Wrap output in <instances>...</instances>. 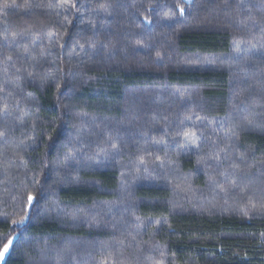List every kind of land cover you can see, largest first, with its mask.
Instances as JSON below:
<instances>
[{
	"label": "trees",
	"instance_id": "obj_1",
	"mask_svg": "<svg viewBox=\"0 0 264 264\" xmlns=\"http://www.w3.org/2000/svg\"><path fill=\"white\" fill-rule=\"evenodd\" d=\"M9 239L2 264H264V0H0Z\"/></svg>",
	"mask_w": 264,
	"mask_h": 264
},
{
	"label": "snow or ice",
	"instance_id": "obj_2",
	"mask_svg": "<svg viewBox=\"0 0 264 264\" xmlns=\"http://www.w3.org/2000/svg\"><path fill=\"white\" fill-rule=\"evenodd\" d=\"M32 199H33V197L31 195H29V197H28L29 203L32 202ZM19 222H22V221H16L14 223H19ZM12 243H13V241L11 239H9L8 242L3 245V251H0V256H2L4 252H7L9 250V246Z\"/></svg>",
	"mask_w": 264,
	"mask_h": 264
},
{
	"label": "rangeland",
	"instance_id": "obj_3",
	"mask_svg": "<svg viewBox=\"0 0 264 264\" xmlns=\"http://www.w3.org/2000/svg\"><path fill=\"white\" fill-rule=\"evenodd\" d=\"M10 246H11V245H10ZM10 246H9V249H10ZM8 252H9V250H8L7 252H4L3 255L0 256V264L3 263V261H4L5 257L7 256Z\"/></svg>",
	"mask_w": 264,
	"mask_h": 264
}]
</instances>
